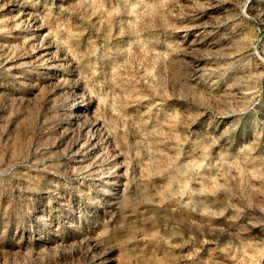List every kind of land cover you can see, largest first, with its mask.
I'll use <instances>...</instances> for the list:
<instances>
[{
    "label": "rangeland",
    "instance_id": "374dc122",
    "mask_svg": "<svg viewBox=\"0 0 264 264\" xmlns=\"http://www.w3.org/2000/svg\"><path fill=\"white\" fill-rule=\"evenodd\" d=\"M0 264H264V0H0Z\"/></svg>",
    "mask_w": 264,
    "mask_h": 264
}]
</instances>
